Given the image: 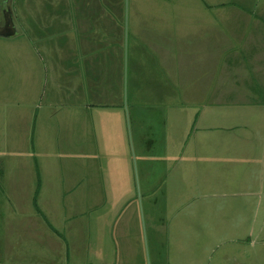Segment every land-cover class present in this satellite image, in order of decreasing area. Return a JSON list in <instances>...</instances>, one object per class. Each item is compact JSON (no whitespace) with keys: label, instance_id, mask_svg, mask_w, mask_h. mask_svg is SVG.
<instances>
[{"label":"crops","instance_id":"0c3cea01","mask_svg":"<svg viewBox=\"0 0 264 264\" xmlns=\"http://www.w3.org/2000/svg\"><path fill=\"white\" fill-rule=\"evenodd\" d=\"M8 2L20 28L17 34L27 36L31 44L21 46L19 56L13 58L15 68H20L15 87L0 73V120L5 113L4 120L12 119L11 124H15L12 129L5 126L0 130V214L36 212L37 166L41 179L37 204L63 235L58 236L46 223L39 226L37 220L42 218L35 213L37 217L25 220L23 229L40 238L5 244L16 248L11 256L33 264L127 261V250L119 254L113 244L123 234L118 216L136 196L132 178L133 160L138 157L144 168L153 165L161 171L154 187L149 183L144 187L145 193L152 196V190L163 184L170 191L169 198L173 189L181 190V212H200L207 227L201 234L195 226L194 230L183 227V238L190 235V239L183 244L170 241L166 256L159 261L264 264V217L261 224L250 226L255 232L248 234L247 241H204L208 234L213 238L226 236L231 182L238 188L245 183L240 173L237 182L226 169L231 162L247 160L242 156L247 152L244 143L233 154L229 152L231 130L239 128L241 122L234 125L240 112H232L228 104L264 102V0L208 1L202 6L206 13L150 17L135 14L133 5V13H125V0H0V26ZM166 21L184 23L174 32L170 31L173 25L167 30L164 25L158 28V22ZM8 50L4 46L0 55L6 57ZM22 67L30 68L32 76L25 90ZM28 98L49 105L47 125L39 131L31 114L24 118L23 103ZM95 123L98 138L90 143L98 145V165L92 164L94 157L85 164L96 165L98 175L88 169L92 177L83 187L74 167L85 164L79 162L80 153L75 150L67 157L66 148L71 150L75 140L87 143L92 135L85 129ZM46 127L52 132L51 144ZM81 130L83 139L77 136ZM25 136L29 152L24 164L13 154L21 147L24 158ZM39 149L49 157L40 158ZM21 171H26V181L21 175L17 180ZM176 182L181 185L171 184ZM97 188L98 209L101 205L105 209L98 211V237L94 233L88 240L101 241L98 260H92L82 255L85 244L80 241H86L87 235L82 218L85 210L79 202L85 196L84 189L90 193L95 189V197ZM244 194L257 195V207L264 201V189ZM239 206L243 209L242 202ZM58 213L57 225L53 217ZM215 214L224 221L217 226L212 223ZM10 229L6 225L1 232ZM94 245L89 244L87 250L94 251ZM6 246L1 245L0 259L12 254ZM193 247V254H187Z\"/></svg>","mask_w":264,"mask_h":264},{"label":"rangeland","instance_id":"374dc122","mask_svg":"<svg viewBox=\"0 0 264 264\" xmlns=\"http://www.w3.org/2000/svg\"><path fill=\"white\" fill-rule=\"evenodd\" d=\"M208 1L215 0H169L168 4L166 2L164 3V0H149V4H143V0H125V13H133L131 5H133L135 8V14H144L145 16L149 17L153 15L158 16L170 14L178 15L186 13H206L202 12V6L203 2L207 3ZM155 23L156 22H153L152 24L156 25ZM158 23V28L161 29L162 25H164L166 30L171 25H173L170 31L174 32L179 30L178 26H182L184 22L177 23L176 21V23H169L166 21ZM22 34L25 35L24 33ZM0 41L2 42V44H0L1 50L4 46L9 48L6 57L0 55V73L4 74V76L2 75L3 79L7 81L9 86L15 87L14 83L16 74L19 73L20 68H15V65H13V58L14 56H19L21 46L23 47L24 45H30L31 41L27 36L25 37L21 34H15L14 36L8 37H1L0 35ZM30 70V68L27 69L25 67H22L21 69V71L24 72V80L22 85L24 90L27 87L25 86V83H29V80L32 77ZM17 87H19V83L17 84ZM34 100L35 98H28V100L23 103V113L25 119L30 118L29 114L32 115H30L32 118L31 121L33 120L34 123H36V129L39 131L42 127L47 125L48 112L50 109L49 105L44 101L35 103ZM228 105L230 106V110L232 112H240L235 116V121L237 123L234 125H239V122H241V126L239 128L237 127L231 130L229 141L232 144V147L229 152L233 154L234 150L241 148L242 143H244L246 145L247 152L245 151L242 156L246 157L247 160L241 162H231L230 165L226 166V169L231 173L232 177L235 176L238 178L236 180L237 182L239 180L238 175L240 173L241 178L243 176L245 177V183L244 187L240 186L238 188V186L231 182V191L229 196L231 210L229 212L228 208L229 217L226 223H224V226L228 228L226 236L224 238H213V236L208 234L204 241H247L248 234L255 232L251 230L252 227L250 226H252V224H261L264 217V201L257 207V201L259 200L256 197L257 195L249 196L244 194L246 191H262V189H264V102H231ZM256 105H258V107ZM33 114L38 115L33 117ZM4 118H6L5 113L3 115L2 121L0 120V130L4 129L5 126L9 127L10 129L15 127V124H11L13 122L12 119L6 122ZM97 126L98 123H95L94 125L87 126L88 129H85L86 133L90 137L92 135L91 138L89 137L90 140L87 143H84V139L82 138L84 135L83 131H79L77 136L83 140H75L71 150L66 148V156L72 157L68 153L75 150V153H80V163L85 164L87 160H90L92 157H94V163L92 162V164L98 165V145L94 141L95 145L92 147L90 143L93 138H98L96 131ZM44 131L48 135L47 140L49 141V144H51L50 136H52V132H49L50 128L46 127L44 128ZM41 138L42 135L40 133V135L37 137L38 145ZM19 149L20 151H17L16 154H13V157L17 159H23V163L25 164L24 159H26L25 157L28 155L26 152H29L28 147H26V136L22 145L24 158L20 156L22 153L21 147ZM31 153H34V149L32 150V148ZM92 153H94V156H92ZM39 154L40 158L44 156L40 149ZM35 157H37L36 152L34 153V158ZM47 157L49 156H44V158ZM168 164L165 165V169H168L169 171L171 166H168ZM133 166L135 170L132 179L136 189V196L134 199H132L133 201H131L125 208V211L118 216L117 224L120 225V230H122L123 234L120 241H115L113 248H117L119 254H122L127 250L128 260L125 262L122 261L120 264H171L168 261H159V259H163L166 256L170 246V241L183 244L185 241L190 239V235L187 240L186 238H183V234H186V230L183 229V227H191L194 230L193 226H195L196 230L199 229V234H201L203 230H207V227L204 226L205 222L202 220L203 214L200 212H195V214L181 212L183 204L181 203V196L178 194V192H181V190L173 189L172 192H174V194H172V197L169 198L170 191L167 189L165 184H163L161 188L158 187L155 190H152V196H148L144 191V187L148 183L154 187L153 185L156 183L155 178L160 175L161 171L157 170L158 167L153 165H146L144 168V166L141 164V160H139L138 157L137 159L134 158ZM24 167L27 169L26 166ZM88 169H93L98 175V167L96 165L91 166L85 164L74 167V173L76 175L79 174L78 176H81L80 183L83 187H86L89 184V179L92 177L87 172ZM12 174L14 177V173ZM20 175L22 177L21 179L26 181V171H21L17 178L18 181ZM32 177L35 179L34 176ZM46 177L50 178L49 173H46ZM29 178L30 176L28 177V180ZM53 182H55V178L53 179ZM21 183L22 182L20 181V184ZM51 184L52 182H50V185ZM171 184L181 185L180 182ZM84 190L85 196L82 197L79 202V206L85 210L82 218L84 220L87 235L86 241H80L84 242L85 244V251L82 253V255H87L92 260H98V246H100L99 244L101 241L88 240L91 238V236H93L94 233L98 237V211H102L105 209V207L101 205L98 209V188L96 189L95 197H93L95 189H93L91 193L88 189ZM166 190L167 193L165 194ZM234 192H238L236 196L232 195ZM26 200L28 201L27 198ZM70 200H72V198ZM52 202H56L58 207L61 205L56 199H53ZM240 202L243 204V209H240ZM171 204L174 207H171ZM135 207L136 210L133 209ZM20 209L25 211L23 205L20 206ZM35 213L39 215L37 212H34V210L31 212H20L15 210L10 213L0 214V249L2 244H4V246H6L5 244L12 245L15 244V241H38L40 237L36 238L34 236V232L23 229L25 220L29 221L31 216H36ZM217 215L219 214H215L214 220H212L213 225L216 226L219 224V222H224L219 220ZM59 216L61 215L58 213L55 217H53V222L57 225L59 224L57 221ZM42 219L39 218L37 221L39 226L45 227L46 224ZM6 225L11 228L10 231L1 232L2 227ZM16 228L17 230H15ZM223 231H226V229H223ZM191 241L193 240L191 239ZM197 241L201 240L198 239ZM93 242L95 244L93 247L94 251L87 250L89 244ZM6 249L7 251H12V254L9 253L0 259V264L3 262L6 264H15V262H20L22 264H33L28 263V261H25L24 259L17 260L13 258L11 255H13V252L15 253L16 250L14 246H6ZM193 251H195L194 247L187 254L192 255ZM187 254L186 257L188 258ZM9 257L13 258L14 261H10Z\"/></svg>","mask_w":264,"mask_h":264},{"label":"water","instance_id":"95a60500","mask_svg":"<svg viewBox=\"0 0 264 264\" xmlns=\"http://www.w3.org/2000/svg\"><path fill=\"white\" fill-rule=\"evenodd\" d=\"M5 21L2 26H0V35L1 36H14L20 32V28L14 18L10 3L8 2L5 8L3 9Z\"/></svg>","mask_w":264,"mask_h":264},{"label":"trees","instance_id":"16d2710c","mask_svg":"<svg viewBox=\"0 0 264 264\" xmlns=\"http://www.w3.org/2000/svg\"><path fill=\"white\" fill-rule=\"evenodd\" d=\"M33 144H32V150H33ZM36 175H37V180H36V190H35V193H34V196H33V205H34V208L36 210V212L43 218V220L45 221V223L47 224V226L53 231L55 232L56 234H58V236H60L61 238H63V235L62 233H60L59 231H57L49 222V220L47 219V217L45 216V214L41 211V209L39 208L38 204H37V194H38V191H39V187H40V183H41V179H40V173H39V170L37 169V166H36Z\"/></svg>","mask_w":264,"mask_h":264}]
</instances>
